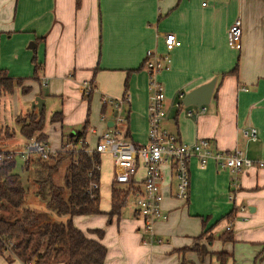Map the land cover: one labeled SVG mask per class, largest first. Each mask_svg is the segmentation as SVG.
I'll use <instances>...</instances> for the list:
<instances>
[{
	"label": "crops",
	"instance_id": "obj_1",
	"mask_svg": "<svg viewBox=\"0 0 264 264\" xmlns=\"http://www.w3.org/2000/svg\"><path fill=\"white\" fill-rule=\"evenodd\" d=\"M202 1L0 0V69L23 79L22 85L30 89L24 96L21 87H14L11 94L0 92L1 99L11 97L16 102L11 118L37 111L31 103L40 97L44 109L48 103L50 116L62 111L61 122L50 123L49 116L47 125L45 120L43 131L52 150L57 152L68 142L70 134L63 137L64 125L80 124L76 135L87 122L94 133L86 129L84 139L90 134L96 142L112 114L106 106L107 121L99 122L101 97L121 98L130 71L123 114L128 115L130 139L145 144L149 90L141 64L146 51H163V34L172 32L181 44L170 53V68L157 75L166 94L164 127L186 144L205 138L214 150L237 147L245 157L264 161V0H207L204 6ZM237 17L241 39L238 49H232L227 30ZM234 67L236 73L231 74ZM213 77L215 84L203 112L196 105H174L177 92L185 95ZM90 81L94 87L91 97L95 94L99 101L96 116L83 97L82 85ZM187 109L194 116L186 115ZM56 128L60 130L58 146L49 139ZM246 128L256 129L254 141L243 137ZM12 140L15 136L9 143ZM27 141L22 138V145ZM7 146L5 150L11 149ZM163 171L161 206L167 218L153 227L159 241L142 242L141 220L134 207L127 210L128 216L122 217L125 205L119 217L109 218L113 175L105 197L100 193L102 214L73 217L82 232L103 231L99 239L106 248L103 264H264V167L243 168L238 173L239 188L233 200L228 199L232 188L229 169L212 160L204 167L190 160L186 201L175 197V180L168 167L163 166ZM232 208L235 214L226 219ZM230 220L231 240L223 241L220 236ZM204 229L207 234L199 238ZM87 236L97 238L95 233ZM196 244L206 248L208 254L203 258L191 249ZM217 253L229 257L219 263ZM1 257L8 264L19 262Z\"/></svg>",
	"mask_w": 264,
	"mask_h": 264
},
{
	"label": "trees",
	"instance_id": "obj_2",
	"mask_svg": "<svg viewBox=\"0 0 264 264\" xmlns=\"http://www.w3.org/2000/svg\"><path fill=\"white\" fill-rule=\"evenodd\" d=\"M142 68V64H141ZM140 67L134 71H138ZM38 67L34 68L36 75ZM124 81L123 96L127 91L128 75ZM236 73V67L231 71ZM23 79L12 78L8 73L0 69V92L11 94L14 87L20 86L22 94L29 92V87L21 86ZM92 90L83 97L89 103ZM102 105V112L105 111ZM45 109L41 111L29 110L26 115H18L14 121L18 127V133L26 140L31 138L40 142H47L44 133ZM62 111L57 110L49 118L50 123H58L62 120ZM128 115L126 116V136L129 137L127 129ZM88 128L87 122L82 130L76 132L73 140L66 144L78 146L80 139L84 140V134ZM7 138H11L8 134ZM130 138V137H129ZM65 144V145H66ZM85 145L78 149H65L44 160L39 156L29 158L24 164V170L29 174L27 181L34 187L36 196L41 197L48 211L46 215L26 205V188L21 176L14 171L15 158L4 157L0 161V256L8 262L18 260L26 264L35 260L37 264H103L106 256V248L100 242L103 235L102 230H94L97 238H91L83 233L73 224V217L78 215L102 214L99 209L100 202V169L95 166L101 163L100 155L96 152L85 153ZM7 151V150H6ZM2 152V149H0ZM8 153L6 152L5 155ZM62 182H54V174L60 164L65 162ZM140 170V169H139ZM96 181V189H90V183ZM112 181L110 191L109 218L119 217L121 209L126 205L128 191L114 186ZM48 212L54 213L57 219L48 217ZM235 214V209L225 216L230 219ZM205 230V229H204ZM199 236L202 238L207 231ZM221 240H231L230 231L226 230ZM210 242L212 236H208ZM200 258L208 254L205 247L196 244L191 248ZM219 263H224L229 255L226 253L215 254Z\"/></svg>",
	"mask_w": 264,
	"mask_h": 264
},
{
	"label": "built area",
	"instance_id": "obj_3",
	"mask_svg": "<svg viewBox=\"0 0 264 264\" xmlns=\"http://www.w3.org/2000/svg\"><path fill=\"white\" fill-rule=\"evenodd\" d=\"M207 0H203L204 6ZM241 39V20L235 18L227 30V44L232 49H238ZM163 51L148 50L144 55L142 68L148 75V104H147V142L136 144L126 136V116L123 114V105L127 103V95L123 98L101 97V104L109 106L111 126L101 133L92 147L85 145V153L96 152L99 155L106 154L111 157L113 165V182L119 185L124 191H128L126 205L130 202L134 207V214L141 220L140 231L143 234L142 242L152 244L155 242L153 227L156 222L165 220L167 214L163 211L161 203L163 199L162 183L164 180L163 166L168 167L175 180V197L186 201L189 192V163L193 158L200 167H204L210 160L222 168L229 169L231 173L232 187L228 199H234V192L239 188L237 175L243 168L264 167V161H254L245 157L240 148H233L230 151H219L211 148L208 139L199 138L192 144H186L180 138L169 132L164 127L166 118V94L163 84L157 79V75L170 68L171 55L174 48L180 46L181 42L172 32L163 34ZM83 94L92 90L90 82L82 85ZM184 94L177 92V100L174 105L183 108ZM200 112L205 110V105L199 106ZM186 115L194 116L191 109L186 110ZM100 120L105 123L107 117L103 113ZM90 134L94 133L93 127H88ZM242 135L248 140L256 139V129L246 128ZM87 144L85 139H80L78 145ZM77 146L66 144L65 149H76ZM79 147V148H80ZM8 153L5 155V153ZM23 156L25 162L33 154L44 160L53 157L56 152L50 148L47 142H40L34 138L27 141L24 151L18 152ZM15 153L2 150L0 161L6 157H14ZM100 169L99 165L95 166ZM140 169V170H139ZM98 183H90V189H96ZM243 211L244 207H238ZM231 220L226 226L229 230ZM159 241V240H156ZM26 264H37L31 260Z\"/></svg>",
	"mask_w": 264,
	"mask_h": 264
},
{
	"label": "rangeland",
	"instance_id": "obj_4",
	"mask_svg": "<svg viewBox=\"0 0 264 264\" xmlns=\"http://www.w3.org/2000/svg\"><path fill=\"white\" fill-rule=\"evenodd\" d=\"M163 72H165V71H163ZM160 82L163 84L162 81H160ZM21 86H23V85H21ZM163 86H164V84H163ZM16 87H20V86H16ZM147 87H148V80H147ZM21 95L24 96L26 94H21ZM94 96H95V94L90 99L89 112L91 114L95 113L94 115L96 116L98 113V112H96V106L98 105L97 102H99V101H98V98L95 100ZM15 106H16V102L13 101L11 97H10L9 101H6V99L5 100H3V98L1 99V96H0V149L5 150V147L8 145L6 143H9V140H11L13 138V136H15V142L12 140L9 143L10 145L7 147L11 148V149H8V151L15 153L14 158H15L16 166H15L14 171L21 176L22 182L25 185V187L26 188L28 187V192H27L26 198H25L26 199V205L30 206L34 210H36L38 212H42L43 214L46 215V211H48V210L45 206V203L43 202L41 197L36 196V193H34V187L31 185L30 181L29 182L27 181L26 178H27V176H29V174L24 170L25 160H24L23 156H21L20 153H18L20 151H24L25 145H22V138L23 137L19 136L18 127L15 124L14 118L12 119L10 116L12 114V109ZM49 110L50 109H49V106L47 103L45 105V113H44L47 125H48V118L50 116L48 114ZM99 117L100 116H98V119H99ZM99 122L101 123L100 119H99ZM80 127H81L80 124L64 125L62 127L63 137H65V135H67V134L68 135L70 134L68 141L69 140L71 141L75 135L74 130H78V129H80ZM47 129H48V126H47ZM8 134L11 136V138H7ZM49 136H50L49 139H50L51 144L54 146H58L59 145V139H60L59 138L60 137V130L58 128H56L55 130H51ZM17 139H19V140H17ZM85 141L88 144H84V145H89V147H92L95 143L93 136H91L90 134H86ZM18 142H19V144H18ZM139 144H144V143H139ZM79 147L80 146L78 145L76 147V149H78ZM31 156H34V155L32 154ZM100 159H101V163H100V193L102 194L103 197H105V191H106V189H108L109 184L111 183V177L113 175V165H112L111 157L106 155V154H101ZM66 161L67 160H65V162H62L60 164L57 172L54 174V178H55L54 182H57L58 184H60L62 182L63 169L65 167V163H67ZM131 204L132 203L130 202L129 204H127V206H126L127 208L123 209L122 217L128 216L127 210L130 207H133ZM47 214H48L49 218L57 219V216H55L54 213L48 212ZM78 217H81L80 219L87 218L85 216H78ZM83 232L87 235H89V233L94 234L93 230L87 231V229H85ZM206 234H204V236ZM0 264H8V263L4 262V260L0 256ZM11 264H13V263H11ZM17 264H20V262H18Z\"/></svg>",
	"mask_w": 264,
	"mask_h": 264
},
{
	"label": "water",
	"instance_id": "obj_5",
	"mask_svg": "<svg viewBox=\"0 0 264 264\" xmlns=\"http://www.w3.org/2000/svg\"><path fill=\"white\" fill-rule=\"evenodd\" d=\"M215 84V77L210 79L208 82L203 83L194 89L188 91L184 97H183V104L185 106L188 105H196V106H201V105H207L209 103V100L211 98V93L213 90ZM43 99L40 97H35L33 102L31 103V108L34 109L36 108L37 111H41L43 108ZM108 126H111V121L107 124Z\"/></svg>",
	"mask_w": 264,
	"mask_h": 264
}]
</instances>
